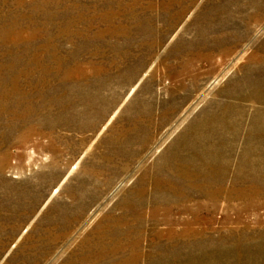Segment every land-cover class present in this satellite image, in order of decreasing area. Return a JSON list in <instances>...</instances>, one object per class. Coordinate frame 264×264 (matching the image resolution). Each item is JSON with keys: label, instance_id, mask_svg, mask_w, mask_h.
Masks as SVG:
<instances>
[{"label": "rangeland", "instance_id": "1", "mask_svg": "<svg viewBox=\"0 0 264 264\" xmlns=\"http://www.w3.org/2000/svg\"><path fill=\"white\" fill-rule=\"evenodd\" d=\"M0 264H264V0H0Z\"/></svg>", "mask_w": 264, "mask_h": 264}]
</instances>
